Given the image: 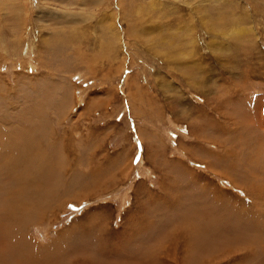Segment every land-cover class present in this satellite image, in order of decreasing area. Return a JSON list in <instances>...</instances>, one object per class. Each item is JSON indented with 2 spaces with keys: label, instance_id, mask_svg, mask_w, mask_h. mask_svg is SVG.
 I'll return each instance as SVG.
<instances>
[{
  "label": "rangeland",
  "instance_id": "rangeland-1",
  "mask_svg": "<svg viewBox=\"0 0 264 264\" xmlns=\"http://www.w3.org/2000/svg\"><path fill=\"white\" fill-rule=\"evenodd\" d=\"M0 137L41 152L15 260L245 264L235 230L183 224L264 223V0H0Z\"/></svg>",
  "mask_w": 264,
  "mask_h": 264
},
{
  "label": "bare ground",
  "instance_id": "bare-ground-1",
  "mask_svg": "<svg viewBox=\"0 0 264 264\" xmlns=\"http://www.w3.org/2000/svg\"><path fill=\"white\" fill-rule=\"evenodd\" d=\"M28 109V108H27ZM31 111V110H30ZM8 115V114H7ZM18 116V115H17ZM32 116V115H31ZM9 117V116H8ZM8 119V118H7ZM14 119V118H13ZM15 120V119H14ZM36 120V119H35ZM29 121V120H28ZM8 122L9 119H8ZM6 122V123H8ZM19 122V121H18ZM30 123V122H29ZM37 123V122H36ZM19 124V123H18ZM16 125V124H15ZM30 124H28L29 126ZM39 125V124H38ZM31 126V125H30ZM35 126V125H34ZM21 127V126H20ZM36 127V126H35ZM37 128V127H36ZM8 131V128L6 129ZM25 130V129H24ZM23 130V131H24ZM4 131V130H3ZM13 131V130H12ZM16 131V130H15ZM18 131V130H17ZM41 131V130H40ZM9 132V131H8ZM28 132V131H27ZM11 133V132H10ZM33 134V133H32ZM9 135V134H8ZM7 134L5 136H8ZM4 137V136H3ZM9 137V136H8ZM17 137V135H16ZM25 137L22 135V138ZM27 137V136H26ZM24 139V138H23ZM22 139V140H23ZM34 140L36 139L35 137L33 138ZM8 140V139H7ZM3 141V145L0 146V155L2 156V159L6 161V159H8V157H6V154L10 156V158H12V160L14 161V159H17V166L16 167H13L12 165V162H9L3 165V162H1L2 164H0V169H2V172L0 173L1 174V177L4 178V181L3 183L0 182V205H2V207H0V233H1V236H0V250H3L4 247H7L9 246L11 248V251L12 249H14L15 251L17 250L18 247L21 248V241H24L26 238H25V227L24 226H21L19 224H17L14 219L17 218L18 216H20L22 213H14V212H8L7 210V207H8V200H10L14 195H15V192H16V188H20L21 190H23V187L25 188V185H29V186H32V187H36L32 182H30L28 180V178L26 177L25 173L28 171L29 173L31 172L28 167L30 165V160L31 158H34L35 156H40L41 155V152H36V155L35 156H32L31 153L30 155H26L25 152H24V148L21 149V148H17V144L15 143V141L12 139V140H3L1 137H0V143H2ZM22 142V141H21ZM29 142V141H28ZM11 143V144H10ZM31 143V141L29 142V144ZM10 144V145H9ZM21 144V143H20ZM27 144V143H26ZM45 144V143H44ZM261 144V143H260ZM10 146V151H8L7 149V146ZM50 145V143H49ZM22 146V145H21ZM25 146V144H24ZM28 147V146H27ZM48 147V145H47ZM44 148V147H43ZM42 148V150H43ZM29 152L30 150L27 149ZM32 150V149H31ZM258 151V150H257ZM258 153V152H257ZM34 154V153H33ZM255 156V155H254ZM1 158V157H0ZM40 158V157H39ZM41 159V158H40ZM43 161V160H42ZM44 162V161H43ZM41 163V162H40ZM11 165V166H8V165ZM50 166V165H49ZM55 167V166H54ZM6 168L8 170H6ZM46 168V167H45ZM13 169V170H12ZM39 173L42 171V168L39 169ZM33 174V177L32 178H35L37 172H32ZM5 175H7V177L5 178ZM41 175V174H40ZM42 176V175H41ZM51 177V176H50ZM54 177V176H53ZM31 180V179H30ZM41 182V181H40ZM43 182V181H42ZM11 184L13 188L11 187H6L5 185L6 184ZM56 183V182H55ZM18 189V190H20ZM17 195V193H16ZM18 196V195H17ZM263 197V196H262ZM208 198V197H207ZM218 203V202H217ZM220 203V202H219ZM221 204H224V203H221ZM261 204V203H260ZM230 205V204H229ZM258 205V204H257ZM252 206V205H251ZM263 206V205H262ZM250 207V206H248ZM256 207V206H255ZM25 208V207H24ZM28 208V207H27ZM248 209L250 208H242L239 209L238 212H228L227 214H224V213H220V214H217L218 216H214L213 218L211 216H209L206 212L205 213H201V214H194L192 216L193 220L195 221L194 222H188L187 219L184 220V224L185 227H184V230H186L187 233H190L191 234V237L192 239L194 238L196 241H203L204 240H198V237L197 235L199 236H203V237H207L208 235H211L213 234L212 231L214 232H218L219 234H222L223 232H231L233 233V230L234 231V234L238 237H236L235 239V243L238 244V248H233V250L235 252L237 251H241L240 249H243L242 251L244 252L243 254L245 256H241L240 259H242L243 261H245V264H253V262H258V260L260 259V254H259V250L255 252H251L250 249L252 248V243H260L262 242V240H264V237H262V231H261V227L264 228V223H261L257 220H255L253 218V220L251 219L252 217H250L249 215L245 214L246 211H248ZM244 214V215H243ZM27 215V214H26ZM237 215H243L242 217H239L238 218V223L236 224V226H233L234 228H230V225L233 223V221H237ZM24 216V215H23ZM20 218V217H19ZM25 218V216H24ZM211 218L213 220L212 225H206L204 224V220H207ZM34 219V218H33ZM249 219V220H247ZM19 221V220H17ZM226 221H227V227L226 226ZM197 222V224H196ZM263 222V221H262ZM25 223V222H24ZM202 223V224H200ZM187 224H189V226L191 228L188 229V226H186ZM200 224V225H199ZM240 224H244V225H240ZM199 225V227H197ZM27 226V225H26ZM27 228V227H26ZM212 230V231H210ZM253 231H256L257 233H252ZM4 234H11V235H14L15 237L18 238V240H15L13 237H7L5 236ZM201 234H206L205 236L204 235H201ZM252 236V238H251ZM240 238H242V240H240ZM262 238V240H260ZM191 241V240H190ZM227 241H229V238H227ZM67 243V242H66ZM65 243V244H66ZM264 243V241H263ZM30 244V243H28ZM25 245V244H24ZM232 245V244H230ZM27 246V245H26ZM66 246V245H65ZM234 246V245H232ZM72 248V247H71ZM29 249V247H28ZM249 249L250 253L248 254L247 253V250ZM22 250V248H21ZM264 250V249H263ZM5 251V250H4ZM2 251V252H4ZM26 251V250H25ZM24 251V252H25ZM28 251V250H27ZM26 251V252H27ZM45 251H48L49 252V255H45V258L46 261H51V258H53V254L51 255L50 252H51V249L48 248L46 249ZM248 251V252H249ZM262 251V250H261ZM260 251V252H261ZM232 249L230 251V253H232ZM19 253V251H18ZM56 254L58 255L57 251H56ZM238 254V253H237ZM19 257H20V253L18 254ZM22 255V254H21ZM227 256V255H225ZM13 258L15 257L13 255V251L12 252H5V253H2L0 254V258ZM27 257V256H26ZM239 257V256H238ZM30 260H17V262H21L20 264H28ZM53 262H55L53 260ZM17 264V263H16ZM51 264V263H50ZM258 264H261V263H258Z\"/></svg>",
  "mask_w": 264,
  "mask_h": 264
},
{
  "label": "crops",
  "instance_id": "crops-1",
  "mask_svg": "<svg viewBox=\"0 0 264 264\" xmlns=\"http://www.w3.org/2000/svg\"><path fill=\"white\" fill-rule=\"evenodd\" d=\"M2 251H4V252H2ZM5 252H12V251H11V249H6V248H4L3 250H0V254L5 253ZM14 258L15 257H13V258H9V257L0 258V264H16L17 260H15ZM50 263L51 264L54 263L52 258H51V261L48 262V264H50Z\"/></svg>",
  "mask_w": 264,
  "mask_h": 264
},
{
  "label": "snow or ice",
  "instance_id": "snow-or-ice-1",
  "mask_svg": "<svg viewBox=\"0 0 264 264\" xmlns=\"http://www.w3.org/2000/svg\"><path fill=\"white\" fill-rule=\"evenodd\" d=\"M139 147V144H138ZM139 162V157L136 158V160H134V163H138ZM69 207H72L71 205Z\"/></svg>",
  "mask_w": 264,
  "mask_h": 264
}]
</instances>
